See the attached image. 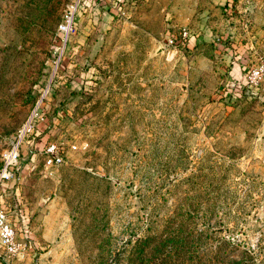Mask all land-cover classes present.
<instances>
[{"label":"rangeland","instance_id":"1","mask_svg":"<svg viewBox=\"0 0 264 264\" xmlns=\"http://www.w3.org/2000/svg\"><path fill=\"white\" fill-rule=\"evenodd\" d=\"M75 1L0 0V264H264V0Z\"/></svg>","mask_w":264,"mask_h":264},{"label":"built area","instance_id":"2","mask_svg":"<svg viewBox=\"0 0 264 264\" xmlns=\"http://www.w3.org/2000/svg\"><path fill=\"white\" fill-rule=\"evenodd\" d=\"M80 2L81 0H76L67 7L63 20L59 24V29L63 33L71 31ZM187 34L188 32L185 30L183 36L185 37ZM245 84L251 87L264 85V55L260 57L256 65L248 69L245 75ZM21 141L22 138L17 143H13L12 147L5 152L3 165L0 171V245L3 247L4 252L10 255L18 252L19 244L16 239V230L11 222L7 208L3 203L2 191L4 184L9 179L15 177V170L19 164V146ZM45 153L47 155L48 165L59 164L63 161V155L59 152L58 147L54 143L47 145Z\"/></svg>","mask_w":264,"mask_h":264},{"label":"water","instance_id":"3","mask_svg":"<svg viewBox=\"0 0 264 264\" xmlns=\"http://www.w3.org/2000/svg\"><path fill=\"white\" fill-rule=\"evenodd\" d=\"M5 264H9L7 261H5Z\"/></svg>","mask_w":264,"mask_h":264},{"label":"trees","instance_id":"4","mask_svg":"<svg viewBox=\"0 0 264 264\" xmlns=\"http://www.w3.org/2000/svg\"><path fill=\"white\" fill-rule=\"evenodd\" d=\"M98 1L102 2V0H98Z\"/></svg>","mask_w":264,"mask_h":264}]
</instances>
